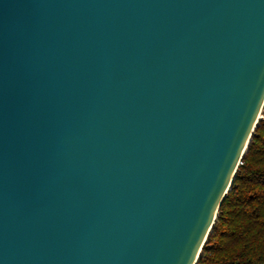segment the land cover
Masks as SVG:
<instances>
[{"label":"water","instance_id":"obj_1","mask_svg":"<svg viewBox=\"0 0 264 264\" xmlns=\"http://www.w3.org/2000/svg\"><path fill=\"white\" fill-rule=\"evenodd\" d=\"M264 107V0H0V264H196Z\"/></svg>","mask_w":264,"mask_h":264},{"label":"trees","instance_id":"obj_2","mask_svg":"<svg viewBox=\"0 0 264 264\" xmlns=\"http://www.w3.org/2000/svg\"><path fill=\"white\" fill-rule=\"evenodd\" d=\"M196 264H264V117Z\"/></svg>","mask_w":264,"mask_h":264},{"label":"rangeland","instance_id":"obj_3","mask_svg":"<svg viewBox=\"0 0 264 264\" xmlns=\"http://www.w3.org/2000/svg\"><path fill=\"white\" fill-rule=\"evenodd\" d=\"M262 116L264 117V114L262 113Z\"/></svg>","mask_w":264,"mask_h":264},{"label":"bare ground","instance_id":"obj_4","mask_svg":"<svg viewBox=\"0 0 264 264\" xmlns=\"http://www.w3.org/2000/svg\"><path fill=\"white\" fill-rule=\"evenodd\" d=\"M260 117H263L262 115Z\"/></svg>","mask_w":264,"mask_h":264}]
</instances>
